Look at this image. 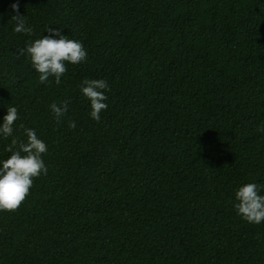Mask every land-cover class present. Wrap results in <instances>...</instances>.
Here are the masks:
<instances>
[{"label":"trees","instance_id":"trees-1","mask_svg":"<svg viewBox=\"0 0 264 264\" xmlns=\"http://www.w3.org/2000/svg\"><path fill=\"white\" fill-rule=\"evenodd\" d=\"M49 27L88 54L59 85L16 54ZM85 79L111 89L99 122ZM8 107L0 161L23 124L48 171L0 211V264H264V222L234 207L264 185V0H0V126Z\"/></svg>","mask_w":264,"mask_h":264},{"label":"clouds","instance_id":"clouds-1","mask_svg":"<svg viewBox=\"0 0 264 264\" xmlns=\"http://www.w3.org/2000/svg\"><path fill=\"white\" fill-rule=\"evenodd\" d=\"M16 13L11 17L15 21L14 32L27 35L33 34L32 27L27 25L25 15L19 12V4H12ZM49 35L30 42L25 48L17 49L18 56L27 55L33 69L38 72L39 81L45 83L52 77L57 85L68 71L67 64H79L87 59V51L78 40L69 39L62 35L60 30L47 28ZM105 79H85L81 85V91L90 100V116L99 122L101 113L108 107L106 101L107 91H110ZM54 117L59 123L60 119L68 111V102L50 105ZM19 119L17 107H8L7 115L3 117V125L0 126V135L4 138L13 136L15 122ZM23 130L26 141L13 138L5 151L11 155L0 161V211L14 212L25 201L33 186L34 178L46 175L48 168L43 156L48 152V146L41 140L32 128L19 126ZM69 127L76 128L74 121H69ZM264 132V127L257 129ZM264 185L246 183L235 192L234 207L238 215L248 223L260 224L264 222V194H261Z\"/></svg>","mask_w":264,"mask_h":264}]
</instances>
